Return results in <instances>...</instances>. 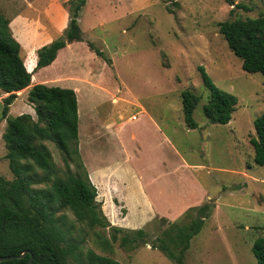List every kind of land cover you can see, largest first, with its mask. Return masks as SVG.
Instances as JSON below:
<instances>
[{
  "label": "rangeland",
  "instance_id": "374dc122",
  "mask_svg": "<svg viewBox=\"0 0 264 264\" xmlns=\"http://www.w3.org/2000/svg\"><path fill=\"white\" fill-rule=\"evenodd\" d=\"M67 1L0 0V13L18 24L13 31L23 44L20 56L27 69L32 70L30 46L39 48L63 35ZM263 14L264 0H87L77 18L82 41L62 49L56 66L36 70L38 77L46 78L61 74L72 77L84 71L77 100L79 153L85 169L118 164L120 179L133 184L138 177L155 196H160L159 186L166 194L184 189L191 173L201 180L210 197L206 201L208 216L190 240L185 264H257L251 247L257 237L264 236V165L253 160L249 140L255 137V118L264 112L263 77L241 68L240 58L228 48L218 23ZM22 19L28 21L30 30L19 26ZM199 66L217 88L237 99V109L227 124H212L202 112L209 90ZM66 84L69 87L73 83ZM184 89L200 97L193 111L198 125L195 129L186 127L183 120L180 94ZM27 93L28 88L16 93L8 107L9 116L30 113L36 119ZM5 96L0 91V116ZM133 114L137 119H131ZM114 124L119 125L112 127ZM103 127L115 131L110 134L113 138L107 136L100 145L93 140L91 143V137L99 138L94 132L100 133ZM5 128L3 119L0 177L11 180L2 138ZM43 144L56 172L64 176L65 154L52 141ZM68 162L75 171V164ZM111 205L114 214L106 218L110 225L122 227L121 231H114L110 225L89 228L77 222L71 211L57 212L61 228L65 232L70 229L66 243L78 246L68 256V264H87L88 249L121 264H176L150 248L167 222L153 218L143 227V242L130 250L126 243L121 244L126 236L125 210L116 198Z\"/></svg>",
  "mask_w": 264,
  "mask_h": 264
},
{
  "label": "trees",
  "instance_id": "16d2710c",
  "mask_svg": "<svg viewBox=\"0 0 264 264\" xmlns=\"http://www.w3.org/2000/svg\"><path fill=\"white\" fill-rule=\"evenodd\" d=\"M86 1H67L68 22L63 35L36 50L34 71L49 65L58 50L67 44L82 41L77 18ZM218 30L228 48L240 58L241 68L248 73H260L264 85V14L256 18L221 21ZM88 46L93 49L90 43ZM94 52L101 56L100 51ZM25 67L20 44L12 35L9 20L0 13V91L6 94L2 98L0 122L6 120L2 138L5 158L13 174L11 180L0 177V256H13L0 264H26L30 257L28 253L18 257L26 250L32 254L29 264H68V256L78 246L66 243L70 229L65 232L58 224L61 221V217H56L58 211H71L77 222L89 228H105L110 223L96 201L97 189L90 181L78 151L75 91L34 84L28 90L27 99L34 104L36 119L30 113L8 115V107L17 98L16 93L31 84V73ZM198 69L209 90L207 103L202 107L205 118L212 124H227L237 109L236 97L217 88L204 67ZM180 96L184 123L189 129H195L198 125L193 119V111L200 97L190 89L182 90ZM254 129L255 137L249 140L254 151L253 160L264 165V112L255 118ZM45 141H52L65 154L67 169L64 176L56 172L51 154L43 144ZM68 161L75 164V171H71ZM39 183L49 185L36 189L35 185ZM207 208L206 203L190 207L180 216L181 221L160 218L168 225L150 243V248L157 249L176 264H185L184 254L192 237L203 226L208 216ZM110 226L114 231L123 230ZM145 234L143 228L126 229L121 244L126 243V248L134 249L138 242H143ZM251 250L257 264H264V236L254 240ZM86 258L87 264H121L91 249L87 250Z\"/></svg>",
  "mask_w": 264,
  "mask_h": 264
},
{
  "label": "crops",
  "instance_id": "0c3cea01",
  "mask_svg": "<svg viewBox=\"0 0 264 264\" xmlns=\"http://www.w3.org/2000/svg\"><path fill=\"white\" fill-rule=\"evenodd\" d=\"M64 10V9H63ZM21 18V17H20ZM63 28H65V21H66V14L63 13ZM9 20V27L12 32L13 37H20L16 32L13 31L14 27H18L16 24V19H8ZM19 23V26H23L24 28L31 29L28 21L22 19ZM68 22V20H67ZM14 25V26H13ZM67 25V24H66ZM34 38H38L35 32H32ZM17 40V39H16ZM18 41V40H17ZM19 42V41H18ZM51 42V41H50ZM49 43V42H48ZM20 44V42H19ZM67 44L66 46H68ZM23 44H20V52L22 49ZM65 46V47H66ZM64 47V48H65ZM28 52H32L33 54V62L32 70L36 64V47L30 46ZM62 48V49H64ZM58 50L55 59L47 66L57 65V61L59 60V54L61 50ZM28 53L26 54V57ZM23 60V59H22ZM24 63V60H23ZM25 65V64H24ZM26 68V67H25ZM43 68V67H42ZM40 69V68H39ZM27 71L31 73V84L28 86L29 88L38 83H43L46 85L50 84H57V83H64L63 86L65 88H72L75 91L76 98L77 92L81 94V88L78 85L79 82L83 83V76L84 71L80 72V75L74 74L72 77L70 75L61 74L56 78H46V77H38V73L36 71H32L26 68ZM32 71V72H31ZM66 83H73L72 85L66 86ZM55 86V85H54ZM79 100V98H78ZM78 100H77V112H78ZM144 110V109H143ZM145 112V110H144ZM149 116V115H148ZM132 120L137 119L136 115L130 116ZM149 120L152 121V118L149 116ZM153 123V121H152ZM119 124H114L112 127H115ZM155 128L158 129V126L153 123ZM115 131H112L110 128H102L100 133L95 131L94 133L99 136V138L91 137V143L93 140V144L100 145L103 143L107 136H110L111 139L113 138L111 135H114ZM111 134V135H110ZM100 136H102L100 138ZM83 146L86 147L85 143L82 142ZM91 144L89 143L90 146ZM87 148V147H86ZM78 151H79V140H78ZM177 155L178 152H175ZM80 154V153H79ZM183 160V159H182ZM186 168H189V164L184 162ZM107 168L98 169L91 168L88 170L89 179L94 184L97 189V202L101 203V211L105 216H110L112 213L114 214L113 200L119 202V205L124 208L125 210V219L123 220V224L126 226V229L134 230L139 229L141 226L142 228L150 222L153 218L158 217L165 218L166 220L172 222L176 221L188 208L194 206H200L208 199H210L209 194L207 192L206 187L203 185L201 180L193 173L189 174L188 176V183L186 187L181 190L172 189L168 194L164 193L160 186L158 188V195H151L149 194L148 190L145 188L144 182L138 178L134 177V182L131 184L130 182H124L120 179L119 171H117L118 164L113 166H106ZM133 180V179H132ZM104 189L107 191L104 192Z\"/></svg>",
  "mask_w": 264,
  "mask_h": 264
},
{
  "label": "water",
  "instance_id": "95a60500",
  "mask_svg": "<svg viewBox=\"0 0 264 264\" xmlns=\"http://www.w3.org/2000/svg\"><path fill=\"white\" fill-rule=\"evenodd\" d=\"M27 253L30 255V257H29V259H28L26 264H29L31 262V260H32V254H31L30 251H27V250L23 251L18 257H22V256H24ZM11 259H13V256H0V261H2V260H11Z\"/></svg>",
  "mask_w": 264,
  "mask_h": 264
}]
</instances>
